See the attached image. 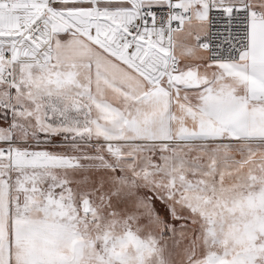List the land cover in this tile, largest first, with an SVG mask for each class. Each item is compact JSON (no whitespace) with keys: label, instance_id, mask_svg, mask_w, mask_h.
Segmentation results:
<instances>
[{"label":"snow or ice","instance_id":"obj_1","mask_svg":"<svg viewBox=\"0 0 264 264\" xmlns=\"http://www.w3.org/2000/svg\"><path fill=\"white\" fill-rule=\"evenodd\" d=\"M0 264H264V0H0Z\"/></svg>","mask_w":264,"mask_h":264}]
</instances>
